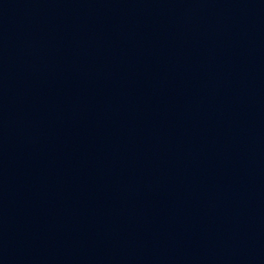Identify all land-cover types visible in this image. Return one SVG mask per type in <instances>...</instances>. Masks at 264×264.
Listing matches in <instances>:
<instances>
[{
	"label": "water",
	"instance_id": "water-1",
	"mask_svg": "<svg viewBox=\"0 0 264 264\" xmlns=\"http://www.w3.org/2000/svg\"><path fill=\"white\" fill-rule=\"evenodd\" d=\"M0 264H264V0H0Z\"/></svg>",
	"mask_w": 264,
	"mask_h": 264
}]
</instances>
